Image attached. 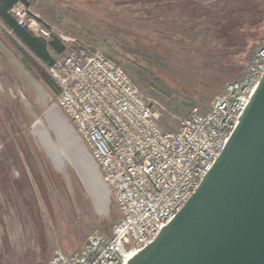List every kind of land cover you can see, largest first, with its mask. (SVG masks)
<instances>
[{"label": "rangeland", "instance_id": "obj_1", "mask_svg": "<svg viewBox=\"0 0 264 264\" xmlns=\"http://www.w3.org/2000/svg\"><path fill=\"white\" fill-rule=\"evenodd\" d=\"M16 4L50 36L27 32L63 46L59 53L48 47L51 59L78 45L113 59L158 106L166 130H176L192 106L207 111L224 84L240 77L264 28V0ZM47 67L0 19V264H34L55 250L73 251L94 232L109 234L119 218L113 200L98 211L75 168L65 158L53 162L56 168L33 132L42 124L58 148L43 120L56 99L42 80Z\"/></svg>", "mask_w": 264, "mask_h": 264}, {"label": "built area", "instance_id": "obj_2", "mask_svg": "<svg viewBox=\"0 0 264 264\" xmlns=\"http://www.w3.org/2000/svg\"><path fill=\"white\" fill-rule=\"evenodd\" d=\"M19 26L43 38L48 29L11 8ZM55 104L76 130L108 186L119 218L70 252L34 264H125L149 244L196 189L224 147L264 73V28L239 78L226 82L207 111L192 106L176 130L126 71L98 50L78 45L52 58Z\"/></svg>", "mask_w": 264, "mask_h": 264}, {"label": "water", "instance_id": "obj_3", "mask_svg": "<svg viewBox=\"0 0 264 264\" xmlns=\"http://www.w3.org/2000/svg\"><path fill=\"white\" fill-rule=\"evenodd\" d=\"M54 105L77 137L70 142L71 165L88 196L89 186L101 192L107 211L110 190L82 139ZM125 264H264V73L196 189Z\"/></svg>", "mask_w": 264, "mask_h": 264}, {"label": "bare ground", "instance_id": "obj_4", "mask_svg": "<svg viewBox=\"0 0 264 264\" xmlns=\"http://www.w3.org/2000/svg\"><path fill=\"white\" fill-rule=\"evenodd\" d=\"M43 120L49 126L50 130L53 132L55 136V141L58 144V148H57L53 140L49 137L46 128L42 124L38 123L34 126V128L32 126L33 132L37 135L44 150H46L45 152H47L46 155L48 154L47 156L49 157V159L50 160L52 159L51 162L52 163L54 162L56 165L61 162L62 158L63 159L65 158L70 165L71 162L73 164V161L71 160L68 152L74 150V147L70 143L72 140L71 138L73 137L75 138V140H77V137L75 134H72V129L66 123L64 118H62V116L58 113V110L54 104L45 110L43 115ZM88 190L90 194L89 198L94 203L95 208L98 211H106L104 197H102L101 192L97 190V188L95 189L94 185L93 187L89 186Z\"/></svg>", "mask_w": 264, "mask_h": 264}, {"label": "trees", "instance_id": "obj_5", "mask_svg": "<svg viewBox=\"0 0 264 264\" xmlns=\"http://www.w3.org/2000/svg\"><path fill=\"white\" fill-rule=\"evenodd\" d=\"M19 1L20 0H0V19L10 30L15 33V35L22 41V43L30 50L33 55H35L38 59L51 64L52 59L48 54V47L52 48L56 53H59L63 50V46L60 45L58 40L55 38H52L49 43H46L42 39L31 35L25 28L20 27L17 24L16 19L10 10L12 6ZM23 52L26 57L29 58V55L25 51ZM42 80L48 87H50L51 90L54 92L56 91L54 82L47 73L43 74Z\"/></svg>", "mask_w": 264, "mask_h": 264}]
</instances>
